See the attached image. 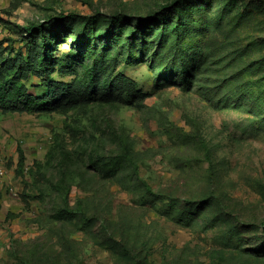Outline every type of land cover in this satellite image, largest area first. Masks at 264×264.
Wrapping results in <instances>:
<instances>
[{
  "label": "rangeland",
  "instance_id": "1",
  "mask_svg": "<svg viewBox=\"0 0 264 264\" xmlns=\"http://www.w3.org/2000/svg\"><path fill=\"white\" fill-rule=\"evenodd\" d=\"M71 13L48 76L127 104L0 112V264H264V0H0V63Z\"/></svg>",
  "mask_w": 264,
  "mask_h": 264
},
{
  "label": "trees",
  "instance_id": "2",
  "mask_svg": "<svg viewBox=\"0 0 264 264\" xmlns=\"http://www.w3.org/2000/svg\"><path fill=\"white\" fill-rule=\"evenodd\" d=\"M170 5H163V9H168ZM81 21L86 22L88 26L83 30V37L77 42L82 45L86 42L89 26L97 24L99 21L96 16L80 17L77 14L59 15L58 19L52 23H48L45 28L35 25H30L26 29L27 40L26 48L29 61H23L19 58L6 59L0 63V112L2 113H53V112H67L69 110L78 109L90 105L92 103L98 104H112V103H126L124 98V91L113 89L106 85L104 87L87 85L71 86L53 81L48 76L47 69L43 66L45 60V52L52 48L51 42L48 41L51 35H54V43L59 44L62 40L59 38V29L64 26L66 22ZM114 26L113 21L106 26V31H95L93 33L95 38L108 39L111 30ZM83 46V45H82ZM33 55V56H31ZM24 73H31L32 75L43 78L44 91L41 94L31 92L24 81H22ZM94 84V83H93ZM187 84L185 77L182 79V85ZM131 92L134 96H140ZM131 105V103H129ZM21 166V164H20ZM145 192L153 199H158V196L153 193L149 186L145 185ZM206 202L200 204V209L203 211L208 209L210 205ZM68 214H79L84 217L80 209L69 208L66 204ZM250 224H245L248 226ZM243 227L244 231L248 230ZM250 230V229H249Z\"/></svg>",
  "mask_w": 264,
  "mask_h": 264
},
{
  "label": "built area",
  "instance_id": "3",
  "mask_svg": "<svg viewBox=\"0 0 264 264\" xmlns=\"http://www.w3.org/2000/svg\"><path fill=\"white\" fill-rule=\"evenodd\" d=\"M6 172L2 168H0V184L4 182Z\"/></svg>",
  "mask_w": 264,
  "mask_h": 264
}]
</instances>
